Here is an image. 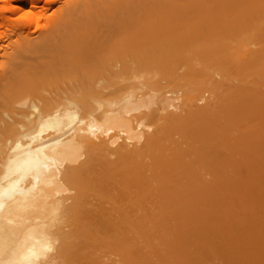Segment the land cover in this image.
<instances>
[{"label": "bare ground", "instance_id": "1", "mask_svg": "<svg viewBox=\"0 0 264 264\" xmlns=\"http://www.w3.org/2000/svg\"><path fill=\"white\" fill-rule=\"evenodd\" d=\"M0 264H264V0H0Z\"/></svg>", "mask_w": 264, "mask_h": 264}]
</instances>
